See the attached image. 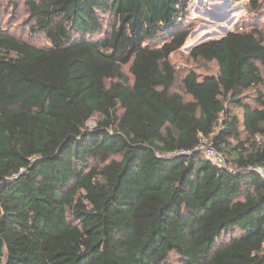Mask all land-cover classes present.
I'll list each match as a JSON object with an SVG mask.
<instances>
[{
  "label": "trees",
  "instance_id": "trees-1",
  "mask_svg": "<svg viewBox=\"0 0 264 264\" xmlns=\"http://www.w3.org/2000/svg\"><path fill=\"white\" fill-rule=\"evenodd\" d=\"M24 6L48 45L0 26V264H264L259 22L191 49L217 73L187 99L189 0Z\"/></svg>",
  "mask_w": 264,
  "mask_h": 264
},
{
  "label": "rangeland",
  "instance_id": "rangeland-1",
  "mask_svg": "<svg viewBox=\"0 0 264 264\" xmlns=\"http://www.w3.org/2000/svg\"><path fill=\"white\" fill-rule=\"evenodd\" d=\"M248 5L249 0H189L188 17L185 23L190 27L191 35L186 45L172 57L179 73L174 92L180 93L189 99L181 85V79L187 73L193 71L201 77L217 73L215 64L204 60L195 61L190 57L192 46L200 42L219 39L226 35L228 31L238 30L239 26H243L245 30H248V26L259 22L260 28L264 30V17L251 12ZM0 26L9 34L27 40L36 46L44 47L48 45L42 34L32 32L33 23L30 22L24 0H7L1 3ZM261 69L264 75V67L261 66ZM245 94L252 96V99L248 102L252 106H256L253 101L256 93L250 90ZM235 112L238 115L242 114L241 110H235ZM90 126H93V122L90 123ZM211 149L213 147L204 144L201 151L205 155Z\"/></svg>",
  "mask_w": 264,
  "mask_h": 264
},
{
  "label": "built area",
  "instance_id": "built-area-1",
  "mask_svg": "<svg viewBox=\"0 0 264 264\" xmlns=\"http://www.w3.org/2000/svg\"><path fill=\"white\" fill-rule=\"evenodd\" d=\"M242 30V28H239ZM206 158L211 160L214 164L220 165V166H226V160L224 156L218 152L216 149L208 150L206 153ZM255 171L264 179V167H257L255 168Z\"/></svg>",
  "mask_w": 264,
  "mask_h": 264
},
{
  "label": "water",
  "instance_id": "water-1",
  "mask_svg": "<svg viewBox=\"0 0 264 264\" xmlns=\"http://www.w3.org/2000/svg\"><path fill=\"white\" fill-rule=\"evenodd\" d=\"M228 32H229V31H228ZM228 32H227V33H228ZM200 43H201V42H200ZM197 44H199V43H197ZM197 44H196V45H197ZM194 46H195V45H194ZM194 46H192V47L190 48V50H191Z\"/></svg>",
  "mask_w": 264,
  "mask_h": 264
}]
</instances>
